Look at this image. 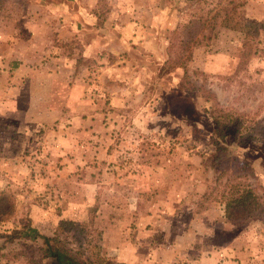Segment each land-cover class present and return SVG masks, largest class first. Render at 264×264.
<instances>
[{"label":"rangeland","instance_id":"obj_1","mask_svg":"<svg viewBox=\"0 0 264 264\" xmlns=\"http://www.w3.org/2000/svg\"><path fill=\"white\" fill-rule=\"evenodd\" d=\"M47 1L0 0V57H38L31 75L18 74L30 124L21 127L20 109L0 96V123L21 127L0 162V208L8 200L0 215H9L0 217V264H47L31 235L68 241L61 219L81 222L83 247L106 264H129L138 226L151 229L154 215L177 217L184 253L174 264L210 258L235 237L238 247L262 250L264 211L228 221L224 208L249 187L264 196V150L230 135L233 156L215 170L210 135L213 108L263 125L264 28L258 55L243 63L242 35L218 29L203 40L199 18L234 1L241 17L260 21L264 0ZM191 30L201 42L186 47ZM190 53L184 66L173 63ZM9 77L1 75V89ZM226 249L214 261L244 260Z\"/></svg>","mask_w":264,"mask_h":264},{"label":"trees","instance_id":"obj_2","mask_svg":"<svg viewBox=\"0 0 264 264\" xmlns=\"http://www.w3.org/2000/svg\"><path fill=\"white\" fill-rule=\"evenodd\" d=\"M59 1L55 2L54 0H48L46 4L57 3ZM233 2L234 1H229L226 5H221L219 8L214 9L215 12L212 15L200 17L199 20H201L203 24V40H210L213 32L218 29H227L241 34V59H243L244 63L249 60L251 56L258 55L259 53V34L264 28V19L254 22L241 17L238 6L231 7ZM95 26V24H85V27L88 28H94ZM193 32V30L189 31L188 39L182 43L186 47H189V45L194 46L201 42L200 39H193ZM86 37L88 41L95 39V37H89L88 35H86ZM190 57L191 53L190 55L188 54L184 60L178 58L175 59L173 63L175 65L184 66L185 61L190 60ZM212 114L213 131L210 136L213 150L211 151V165L215 170H220L222 165L233 156V152L226 141L227 137L230 135L239 145H247L250 144L251 141H255L260 145V148L264 150V123H262L263 125L254 126V123H247L241 114L225 108H213ZM240 162L248 165L247 162ZM262 187L264 190V186ZM5 202L6 206L0 208V214L7 212L5 208L8 205V200ZM224 211L225 218L228 221H238L255 211L263 212L264 196L258 194L254 188L249 187L238 197L226 202ZM7 216L9 215H0V217ZM58 228L61 231H66L68 233L67 235H70L71 238L65 242L61 241L56 235H42L37 231L32 235L29 234L33 239H41L43 245L41 248L42 258L46 260L47 264L107 263L106 260L100 256V253L96 251L94 254L96 258H93L91 255L92 253L88 254L86 247H83L81 236L76 235L77 230L82 231L83 229V224L81 222L61 219L58 222ZM13 233L19 236L22 234V230L14 229ZM33 262L34 264H40L36 261Z\"/></svg>","mask_w":264,"mask_h":264},{"label":"crops","instance_id":"obj_3","mask_svg":"<svg viewBox=\"0 0 264 264\" xmlns=\"http://www.w3.org/2000/svg\"><path fill=\"white\" fill-rule=\"evenodd\" d=\"M94 44H95L94 42L93 43L91 42V44L89 45L93 47ZM37 59L38 57L32 54L29 55L27 54V56L23 55L20 57H16V55H13V51L12 52L8 51L7 54L0 57V61L6 62V64L3 65L2 68H0V77L5 73H9V76L11 75V77H9L10 82L8 83L7 86H4L5 89L0 88V96L6 95V98H8L7 106L9 108L20 109V113L22 114L20 119V122H22L20 123L21 127L29 125L30 122L32 121L31 116H29L28 113L26 112V109L30 108L31 106V101H30L31 98L29 97L30 92L25 89L26 92H28V97L25 99V101H23L22 104H21V94L24 92L23 88L26 87L25 76L26 74L31 75V71L35 69L36 66L33 65L32 61H36ZM17 60L20 61L19 64ZM5 66H7L6 69H4ZM44 67L48 68L49 67L48 63H44ZM18 74L25 75L22 80V83L21 81L20 82L18 81L19 80ZM1 86L2 85H0V87ZM27 87L29 89L30 85L28 84ZM17 124L18 123H16L15 121L13 122L9 121L7 127L5 128L6 124L0 123V162L1 161L4 162L6 160L3 158L4 157L3 153L5 152V149H7L8 151L6 154L8 156H11L10 154L14 153L11 150V148L15 149L18 145L17 140L15 141V136L20 135V131L18 130H20L21 127L19 129L16 128ZM25 128L23 129V134H26ZM4 129L7 130L8 132L5 134V137L8 135L6 137V140H8V142L6 143L7 147L3 146L5 142L2 141V138H4V132H3ZM29 138L30 137L28 136L27 140ZM154 216L152 217L153 225L151 229L142 228L138 226V223L136 224L138 226L137 242L131 249V252L132 254L133 253L135 254V257L132 258L131 256V259L128 260L129 264H165L163 262V259L171 260L167 257V254L169 252H171L172 254L171 256L172 260L168 261L167 263L174 264L176 252H180V255L184 253V250L181 248L182 245L180 241V238L183 237L181 236V232L178 233L174 227L175 220L177 217L175 215H154ZM156 225L159 226L160 228H156ZM161 236L163 237L162 239L159 238ZM236 238L238 237L232 238L229 241V244L225 245L226 247L224 250L220 249L219 251H214L215 253L212 252L210 258L201 257L197 261L189 262L188 264H264V248H262V250L261 249L256 250V248H254L253 252L251 253L252 250H248V248L245 247L243 248L242 246L238 247V245L235 244V242H237ZM157 239H159L160 242H156ZM228 247H229V253L237 254L238 257H242L244 260H241L240 262L237 260V262H234L231 260L220 261V259L219 260L216 259V261H214L215 256L218 257L219 255L222 257L228 254L226 253L227 250L226 248ZM199 252L203 254V247L199 248ZM246 254L250 256L247 257V259H246Z\"/></svg>","mask_w":264,"mask_h":264}]
</instances>
